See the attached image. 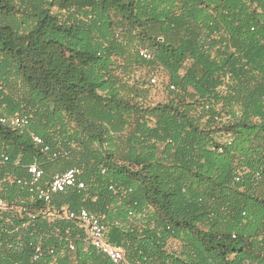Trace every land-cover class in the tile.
I'll list each match as a JSON object with an SVG mask.
<instances>
[{"label":"trees","instance_id":"obj_1","mask_svg":"<svg viewBox=\"0 0 264 264\" xmlns=\"http://www.w3.org/2000/svg\"><path fill=\"white\" fill-rule=\"evenodd\" d=\"M17 113L12 157L87 189L34 222L0 213V264H111L80 207L132 264H264V0H0V118ZM40 236L55 252L33 261Z\"/></svg>","mask_w":264,"mask_h":264},{"label":"built area","instance_id":"obj_2","mask_svg":"<svg viewBox=\"0 0 264 264\" xmlns=\"http://www.w3.org/2000/svg\"><path fill=\"white\" fill-rule=\"evenodd\" d=\"M140 54L144 59L151 58V54L146 50H141ZM156 83L157 78L154 76L151 84ZM31 121L30 116L20 113L0 118L3 126L13 130L27 129ZM30 137L40 152L49 159H58L64 154L62 150L54 149L36 132L31 131ZM21 157H12L3 135L0 134V213L9 211L10 207L13 211L9 212L15 213V218L26 220L27 223L34 222L41 216L54 213L51 212V204L56 195L66 193L70 189L82 193L86 191L87 184L81 179L79 169L70 168L47 178L38 158L26 161ZM65 213L67 218L78 221L85 229L84 242L105 255L111 264H132L127 260L123 248L108 242L107 226L100 216L85 207L67 210ZM44 240V236H40L34 243L33 261H39L46 253L54 254V247L45 244ZM69 248L70 251L75 250L73 243H70Z\"/></svg>","mask_w":264,"mask_h":264},{"label":"rangeland","instance_id":"obj_3","mask_svg":"<svg viewBox=\"0 0 264 264\" xmlns=\"http://www.w3.org/2000/svg\"><path fill=\"white\" fill-rule=\"evenodd\" d=\"M156 72V73H155ZM156 76L157 78V82H158V78L162 77L161 72H159V70L157 69H144L140 72H138L137 76L140 77V79H142V81L145 83L146 87H148L150 89V99L149 101L151 103L153 102H159L162 101V99L165 97V86L164 84L160 83V84H151V77Z\"/></svg>","mask_w":264,"mask_h":264}]
</instances>
